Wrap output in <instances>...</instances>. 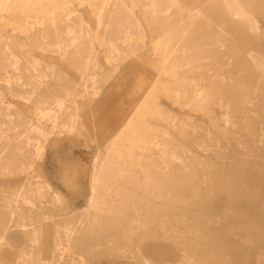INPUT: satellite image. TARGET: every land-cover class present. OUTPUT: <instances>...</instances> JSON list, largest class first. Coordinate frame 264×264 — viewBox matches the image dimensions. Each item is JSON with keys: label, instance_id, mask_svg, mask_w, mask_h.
Masks as SVG:
<instances>
[{"label": "bare ground", "instance_id": "1", "mask_svg": "<svg viewBox=\"0 0 264 264\" xmlns=\"http://www.w3.org/2000/svg\"><path fill=\"white\" fill-rule=\"evenodd\" d=\"M130 1L147 15L154 31L151 41L129 7V0H0V177L6 186L1 196L12 198L10 219L20 221L18 226L25 231L24 264H34L40 232L34 222L16 218V209L23 205L29 211L40 208L65 212L75 208L85 210L82 217L91 211L102 215L103 206L105 211L114 204L117 194L125 199L118 209L122 228L133 235L149 230L169 233L172 236L167 239L175 243L182 240L178 245L181 264L193 263L199 253L214 251L199 239L208 238L220 219L232 218L234 213L231 207L218 211L211 208L215 197L212 187L218 180L212 175L210 151L259 153L263 147L264 124L250 128L246 123L264 117V0ZM150 43V64L158 75L154 85L139 98L137 109L121 130L106 137L102 147L80 144L91 137L82 113L84 104L94 101L107 81L86 74L88 69H103L98 53L104 52L105 63L117 71L132 55L144 60V47ZM71 53L86 55L78 66L83 72L78 82L82 90L51 88L55 72L61 68L59 60ZM162 99L179 110L167 107ZM215 105L222 109L220 117L214 112ZM177 113L183 114V119L177 120ZM200 114L216 121L211 126L196 123ZM243 118L246 121L238 124ZM247 133L256 135L252 145L244 140ZM188 141L193 145H187ZM225 141L231 147L224 145ZM79 146L89 148L94 156L89 196L84 206L76 208L47 170L41 167L37 180L32 171L37 160L52 164L67 147ZM253 163L258 166L256 160ZM133 164L141 168L110 174L118 165L124 168ZM174 166L183 169H171ZM181 172L182 205L165 208L171 197L175 201L180 198ZM123 173L126 183L137 181L139 186L145 185L147 193L133 190L132 194L126 184L118 186ZM80 175L71 174L72 182L65 184L71 194L81 192ZM9 176L21 182L8 189ZM103 180L111 184L101 187ZM198 182L203 184V191L188 188L198 187ZM196 199L203 201L199 204ZM263 200L264 194L252 208L251 223L264 215ZM252 201L253 197L249 199ZM222 202L220 198L218 205ZM55 226L58 231L52 245L61 252L54 264H68L62 261V249L75 246L85 226L80 223L65 232H59L63 225ZM86 226L92 227L90 223ZM2 239L7 242L5 233L0 232V243ZM136 251L130 249L126 254L134 264H159L150 257L151 248L137 246ZM87 258L80 252L75 259L80 264H92Z\"/></svg>", "mask_w": 264, "mask_h": 264}, {"label": "rangeland", "instance_id": "2", "mask_svg": "<svg viewBox=\"0 0 264 264\" xmlns=\"http://www.w3.org/2000/svg\"><path fill=\"white\" fill-rule=\"evenodd\" d=\"M128 5L143 25L147 40L151 41L154 36V31L147 15L144 11L139 9L133 1L129 0ZM97 48L99 50L102 49L99 45H97ZM144 49L146 52V54H143L144 60L132 55L133 57L124 60L120 64L117 71L112 70L111 67L105 63L104 58L106 54L104 52L98 53L97 56L100 63L103 65V69H88L86 74H95L99 79L102 80L106 78L107 81L102 86V91L98 97L94 101L91 100L90 103L86 102V104H84L85 106L84 109H82V113H84V119L87 123L86 126L89 127V135L91 137L83 142H79L80 144L92 148L98 146L102 147L106 137L114 135L119 129L121 130L122 125L128 120V116L132 115L137 109L139 98L146 95L154 85L158 75L150 64V61H153L151 43L147 44ZM85 58L86 55L84 54L71 53L67 54L63 60L60 59L59 65L61 68H58L55 72L57 76L53 80L54 86L51 88L60 90H82V86L79 85L78 82L81 83V74L83 72L78 66L84 62ZM161 102L169 108L179 110L166 99H162ZM213 108L215 114L220 117L222 109L217 105ZM183 111L182 109V112ZM176 116L177 120L183 119V114L181 116L180 113H177ZM219 117L218 120L220 123L221 120ZM261 119L259 118L257 122L252 120L246 124L250 128H253L259 126V123L264 124V117ZM214 120L216 121V119L203 117L201 114L195 118L196 123H207L210 126L213 125ZM238 121V124H241L240 122H245L246 118L239 119ZM161 123L164 124L163 122ZM243 137L249 145L256 142V135L252 133L243 134ZM93 139L94 141H92ZM186 144L193 145V143L189 141ZM223 144L231 147L227 141ZM262 146L259 153H252L250 150L246 152V150H244L239 154H234L233 150L230 149H215L210 151L214 165L211 170L212 175L213 178L218 180L215 182V186L212 187V195L215 197L212 198L211 208L218 211V209L224 210L231 207L234 208V213L231 214L233 215L232 218L226 220L216 219L219 220V223L217 227L212 229L210 236L206 239H199L200 242H202V240L205 241V246L213 248L214 251L212 253H199L197 260L190 264H264V215L262 214L260 216L257 223H251L250 221L252 208L261 202V195L264 194V141ZM67 148L68 149L62 154V162L60 163L62 165L57 166V168H52L50 161L45 164L46 160L43 161V159H40L36 161L32 175L35 177L34 180L39 179L40 173L42 172L41 167H43V170H47L48 176L51 177L54 184L67 193L70 205L79 208L86 204L90 193V174L94 152H91L89 148L82 149L80 146L77 149H73L72 147ZM193 150L196 151V149ZM73 156L79 159L80 165L73 163ZM255 160L258 162L259 167L254 165L253 162ZM64 162H68L70 165L68 164L65 166ZM75 162L77 161L75 160ZM249 166H251L252 169H250ZM130 168L138 170L141 166L133 164L121 168L118 165L115 167V172L111 171L110 174L117 175L118 170L121 172L123 171L121 169ZM172 168L177 170L183 169L182 166H174L171 167V169ZM197 169L199 170L200 167H197ZM76 171L81 174V192L71 194L68 192L67 186H65L61 180L63 179L64 173L68 174V172H70V174H73ZM125 177L127 178L126 174L121 175V178L118 177L120 181L117 182L118 186H125L126 184L127 187L131 189L132 194L133 190L136 194L139 191L147 193L145 185L139 186L137 181L126 183L128 179H125ZM16 179L17 178L14 176L7 177L6 181L11 182L9 183L11 185L7 186L8 189L10 186L15 187L17 182H21V180L17 182L14 181ZM178 179L181 181L178 183L177 191L180 198L178 201H175V198L171 197L168 202L165 201L167 202L164 204L165 208L172 209L175 205H182V172L181 175L178 176ZM106 184L110 185L111 182H109V180H103L100 183L101 187ZM198 184V187L196 185H189L188 188L191 189L195 187L203 191V184L200 182H198ZM5 187L0 177V232L5 233V239L7 240L6 242L2 239L0 243V262H2V264H24L21 258L22 251L26 248V236L23 234L25 231L18 226V223H21L20 221L14 218L10 219L14 203L11 197L1 196V190L5 189ZM175 191L176 190L172 191V193L175 194ZM121 195L123 194H117L114 198V204L108 206L105 211L103 206L104 212L102 211V215L98 211H91L86 214L85 217H82L80 215L85 214V210H75V208H73V210L69 208V210L65 212L52 210L42 211L40 208L29 211V209L25 208L23 205L21 209H16V211L18 210L14 214L16 218H20L26 223L34 222L38 226L37 232H40L41 244L34 254L32 263L54 264L56 258L58 259V257H60L61 251H55L52 245L55 232L58 231L55 226L56 224L64 226V228L61 227L59 229V232H65L66 229L70 231V228L74 225L81 223L85 227L82 230L80 229L81 232L79 231L77 244L75 246H65L62 249L63 256L65 255L62 261H66L68 264H80L78 260L75 259L80 252L88 257L87 260L90 257V262L92 264H134V262L127 259L126 254L129 253L128 250L130 249L133 250V253H136L137 246L141 249H146V247L151 248L152 251H150L151 254L149 255L159 264H181L182 254L179 246H181L180 243L182 244V240L178 241L180 243H175L171 239H167L169 236H172L171 234L168 233L166 235L165 233L156 232L155 230L133 235L127 232V229L121 227L122 225H120V222L123 220L121 217L118 218V215L121 214L118 209H121L122 203L125 201L124 197ZM252 197L253 201L250 203L249 199ZM220 198H223V202L221 205H218V200ZM158 199L159 198H154L156 201ZM196 200L199 204L203 201V199ZM128 210L130 211L129 216H131V208ZM89 216L90 218H88ZM80 217L83 218V222H81L82 219H79ZM89 223L92 225L91 228L86 226Z\"/></svg>", "mask_w": 264, "mask_h": 264}, {"label": "crops", "instance_id": "3", "mask_svg": "<svg viewBox=\"0 0 264 264\" xmlns=\"http://www.w3.org/2000/svg\"><path fill=\"white\" fill-rule=\"evenodd\" d=\"M64 153V151L62 152V154ZM62 154L60 155V156H58L59 157V159H57V160H55V162L54 163H52L51 164V166H52V168L53 167H56L57 168V166H59V165H62V164H60L61 162H62ZM75 154V153H74ZM74 157V156H73ZM76 157V156H75ZM74 157V160H73V163L75 162V160L77 161V162H79V164H80V161H79V159L77 158H75ZM77 162H75V163H77ZM65 163H67V162H64V164ZM62 168V167H61ZM63 168H64V166H63ZM74 173H78L77 171L76 172H74ZM74 173H73V176H74ZM80 174V173H79ZM72 180H73V177H71V174H70V172H68V174L67 173H64L63 174V179L61 180L62 181V183L65 185V184H68L69 182H72Z\"/></svg>", "mask_w": 264, "mask_h": 264}]
</instances>
